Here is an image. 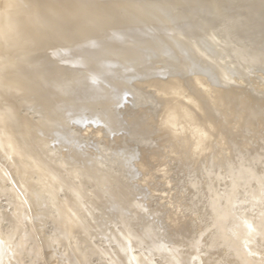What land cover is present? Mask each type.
<instances>
[{"label":"bare ground","instance_id":"obj_1","mask_svg":"<svg viewBox=\"0 0 264 264\" xmlns=\"http://www.w3.org/2000/svg\"><path fill=\"white\" fill-rule=\"evenodd\" d=\"M190 1L188 9L184 4L186 0H121L123 13H120L107 0H0V194L5 192L14 208L10 212L0 204V264H20L19 254L23 248L19 245L13 250L10 246L16 241L19 228L26 223L31 229L29 233L23 227L26 235L38 236L50 246L72 241V258L67 256L64 264H71L70 259L75 264L84 263L85 256L75 242L77 233L84 226L101 228L104 221L100 213L120 217L126 212V207L117 208L113 201L110 209H106L97 201L87 200L81 211L87 212L88 221L83 222L80 213H74L76 193L86 191L88 185L95 182H98V191L104 192V182L113 173L110 166L104 165L109 151L120 149L111 158L117 161L122 157V168L129 170V176L130 167L145 165L146 175L138 179V183L129 179L123 188L126 191L130 185L137 188L151 182L152 169L159 167L152 157L157 153L160 156L170 153L162 148L161 142L185 138L197 147L202 145L203 130H211L212 139L218 143V150L212 149V157L204 160L194 156L195 164L205 167L212 164V186L203 183L205 203L201 213L208 214L211 207L220 216V221L214 223L219 238L213 246L218 251L217 258L206 255L199 246H194L191 252L177 251L186 247L183 240L189 229L187 214L190 212L177 197L173 198L175 214L170 225L160 227L156 223L161 213H147L140 220L129 216L118 244L122 255L107 251L103 257L110 264H150L143 254L134 255L133 249L153 254L155 245L172 233L168 249L171 253L161 254L168 264L170 260L173 264H222L228 257H232V264H264V199L260 196L262 192L259 193L261 188L251 190L255 184L250 190L245 188L248 178L254 176V179L258 172L244 166L242 159L249 158L242 154L245 149L240 151V130L249 127L250 117H253L249 110L240 111L251 103L244 97L248 95L244 85L249 82L246 80L248 83L244 84L242 80L249 73L244 72L248 64L240 62L250 57L246 53L238 55L243 49L238 48V53V44L235 47L237 42L232 37V43L231 40L224 43V37V40L216 39L213 30L219 27L215 23L217 16L211 15L214 20L209 19L206 27L203 25L200 18L206 10L213 9L209 4L215 0L211 3L205 0L209 3L206 10L207 7H201L203 4L200 6L201 0ZM233 9L228 11L234 14ZM209 13L207 16L211 17ZM196 17H200L199 23ZM224 21H220L223 26L228 25ZM245 31L248 33V28ZM226 35L229 39V34ZM263 47L258 48L262 53ZM231 52L240 59L245 76L239 73V64L236 70L234 62L228 60V54L233 55ZM259 53L251 58H260ZM261 58L264 59V55ZM262 101L258 100L261 105ZM125 110L131 111L129 119ZM258 114H255L257 118ZM176 120L181 125L169 137L167 133L176 126ZM125 124L130 127L128 130L140 127L147 131L136 143L142 150L118 141L121 136L115 128ZM106 130L112 133L109 135L112 141L103 147L108 153L102 157L100 154L93 161L92 156L100 151L94 142L100 138L97 132ZM147 145L152 148L143 151ZM181 146L173 147L177 155L183 154ZM258 147H253V151L259 152ZM263 150L259 153L264 155ZM257 152L253 156L258 167L263 155ZM256 180L259 179L256 177ZM220 182L222 187L218 192ZM137 195L134 191L133 196ZM5 218L16 227H7L6 223L4 229ZM45 220L55 225L53 237H44L41 222ZM137 223L146 233L157 232L152 246L145 244L143 236H134L132 228ZM259 246L263 250H259L262 249ZM50 252L48 260L55 263L59 256L56 251Z\"/></svg>","mask_w":264,"mask_h":264},{"label":"rangeland","instance_id":"obj_2","mask_svg":"<svg viewBox=\"0 0 264 264\" xmlns=\"http://www.w3.org/2000/svg\"><path fill=\"white\" fill-rule=\"evenodd\" d=\"M186 1L188 2V5H187V2H184V4H185L186 8H188L189 3L191 4L192 1H190V0L189 1L186 0ZM210 1L211 0H208V2H210ZM233 1H235V2H233ZM241 1H242V3H241ZM255 1H259V3L255 2ZM107 2L110 3L111 5L115 6L116 8H118L120 13H123L121 11V9L123 8L121 6V0H107ZM201 2L199 3L200 6L202 4L204 5L205 0H203V1L201 0ZM208 2L205 3L206 6L202 5L201 7H207V8H204L205 10L209 9L208 8L209 7ZM211 2L213 3L214 1H211ZM232 2H233V6H231ZM236 2H238L236 4V5L239 4L238 6H236V5L234 6V4ZM212 3L209 5H211L210 7L213 9H211L209 11L210 12L213 11L215 14L213 12H211L212 14L209 13L208 10H206V11L210 14L209 16L215 15L218 17L219 21L216 20L217 19V17H216L215 23H216V26L217 27L219 26V27L218 28L216 27L217 29L214 28V30H213L214 33H216L215 34L216 39L217 38L220 39V37H222L220 40H224L223 39V37H224L225 38L224 43L227 42L226 40H228V42H229V40H231V43H232L234 41V40L232 41V39H235V42H237V43L234 42L235 47L237 46L236 44H238V46L236 47V50L238 51V53L240 52L239 49L240 50L243 49L242 54L239 53L238 55L243 56V54L246 53V55H248L250 57L248 59L247 58L242 59L244 61H246V59L248 60L246 62L243 61L245 64L242 62V60L240 63H241V65H247L248 64L246 67V70H244V69L243 70H244V72H249V73H247L248 75L246 77H244V79H242V78L241 79L244 80V82H243L244 84H247L249 82L248 87H247L248 84L247 85L243 84L244 87H246V90H247L246 92L248 93V95L245 94L246 96H244V97L246 99L248 98V101L251 102L250 105L252 107L250 105L249 106L245 105L240 109V111L249 110L250 115L253 114V117L255 114H258L257 112H260V114H258L260 116H259V118H257L258 117L257 115H255V118H253L251 116L250 122H249V127L248 126L245 127V130L243 128H241L242 131L240 130L239 136L240 137L242 136L241 141H240V143H241L240 146L242 149L240 148V151L242 152V150L245 149L246 151L244 150L242 152V154H244L246 156L248 155L249 157L247 156V158H249L250 160L255 159V161L253 160L254 162L249 161V159L247 160L248 162L245 161L244 159H242V162L245 163V165L243 163L242 164L246 167L250 166L251 170H252L251 167H253V169L255 168L254 170L257 169L256 171H254V170H252V171L255 173L258 172L256 175L259 176V177L255 176L254 179L252 178L254 176H251L252 180L249 177L248 178V179H250L249 181L250 182L252 181L253 183L251 182V185H250L249 181H247L248 183L246 182L244 184L245 188L248 187L247 189L250 190L251 189L250 187L254 186L252 184H255V186L252 187L251 190H254L253 188H255L256 190L258 189V191H259L261 188L259 193L262 192L264 194V190H263L264 189V180H263L264 179V177H263L264 176V164H263L264 163V155L262 154L263 152L261 151L264 149V140H263L264 139V116H263L264 104L261 105V102H258V100H260V98H261V101L262 100L264 101V97H263L264 96V79H263L264 78V76H263L264 75V71H263L264 70V64L262 61L264 59L261 58L264 55V53L261 52V49L258 50V48H262L264 46V0H251L250 2H249V0H240V1H238V0H215L214 3H216V4H214V3L213 4L216 5L217 7H215V8H217L220 11L219 12L216 9L218 13H216V10L213 7L214 5ZM245 3L247 4V6H245ZM241 5H243V6H241ZM239 6H241V7H239ZM256 6H257V9L255 10ZM237 7L239 9L240 8L241 9L239 10ZM232 8H234L233 9L234 14H233V12L231 14L230 11H228V9L231 10ZM246 8H247V10H245ZM188 9H190V8H188ZM191 10L193 11L194 9L191 8ZM195 10H196V8H195ZM257 10L260 13H258ZM247 11H248V13H250L251 16L247 13ZM202 12H204V10ZM205 12H204L205 15L204 14H202V15H203V18L207 17L206 19L196 17L195 21L200 22V19H201V21L203 20V25L207 26L208 23H210L209 19L212 22V20H214L215 17H212V16L208 17L207 12L206 13ZM227 12L229 15L227 14ZM241 12H242V15L240 14ZM204 16H206V17H204ZM227 16H230V18ZM245 17L248 18V20L251 18L249 20L250 22L247 19L245 20ZM222 19L227 21L226 23L229 25L230 28H228V27H227L228 29L225 28L228 25L223 26L224 23L220 22ZM204 20H206V21H204ZM242 20L244 23L242 22ZM235 21H237V22L235 23ZM239 21H241L242 23ZM247 21H248V23H247ZM205 22H207V24ZM218 22L221 23V25L217 24ZM238 22H239V24H237ZM235 24H237V25H235ZM249 24H250V26H249ZM256 24H257V26H256ZM233 25H235L237 27H235ZM239 25H241V26H239ZM244 25H247V26L244 27ZM222 26L225 30H228V31L226 32L222 28ZM219 28H222L223 31H222V29H221V31H218V30H220ZM246 28H248V33H247V31H245ZM240 29H242V30H240ZM224 31H225V33H224ZM217 32H219V33H217ZM230 32L232 35L230 34ZM211 33H212V31H211ZM255 33H257V34H255ZM226 34H229V39H227L228 35H226ZM239 34H241V35H239ZM221 35H223V36H221ZM217 36H219V37H217ZM226 36H227V38H226ZM231 37H232V39H231ZM244 38H247V39L245 40ZM255 39H257V40L254 41ZM239 40H240V42H239ZM241 40H243L242 43L245 46L249 45L248 48L242 45ZM254 43H255V45H254ZM242 47H245V48H242ZM246 48H247V51H245ZM262 50L264 52V47ZM257 51L261 52L262 55H261V53H259ZM257 53H259L258 56H261L260 58L258 57L259 60L261 59V61H259L257 57L251 58V56H254V57L257 56V55H255ZM231 54H233V55L230 56L228 54V60H230L231 62L232 61L234 62L236 70L237 69L239 70L238 67L240 66V70H239L240 72L239 71L238 72L240 74L243 73L245 76V73L243 72V70L241 71L242 68H241V65L239 63L240 59H237L236 54H234L232 52H231ZM251 59H254L253 62ZM255 60L257 62H255ZM253 63H256V64L254 65ZM258 63H260V64H258ZM236 64H237V66H236ZM238 64H239V66H238ZM250 66H252V68ZM247 68H249V69H247ZM253 70H255V71H253ZM262 72H263V74H262ZM251 73H253V74H251ZM254 73H256V74H254ZM250 74L253 75L252 76L253 79H252ZM240 77H239V79H240ZM254 77L255 78L257 77V78L255 79ZM258 77L260 80H257ZM248 78H249V80H248ZM257 81L259 83H257ZM259 84H261V85H259ZM261 86H263V87H261ZM248 88H250L251 90L249 91ZM253 89H255L254 92L252 91ZM144 95H146V94H144ZM144 95L142 94V96H144ZM259 96H260V98H259ZM251 99H253L254 101ZM263 101H262V103H264ZM254 103L256 104V106ZM114 111L112 110L111 112L114 113ZM126 111H128V110H125V113L127 114L126 116L129 119L131 116V111L129 113H127ZM176 121H175L176 126L174 128H171L169 130V132L167 133L169 137L173 136L177 127L181 125L179 120H176ZM256 122H257V124H256ZM254 124H256L255 125L256 127L254 126ZM225 125H228V124L225 123ZM74 128H76V127H74ZM129 128L130 127L127 124L122 125L121 128H115L118 130V136H121V137H119L118 141L122 145H127L128 147L134 146L138 150L141 149L140 147H138V145H136V143H137V141H139L140 138H143L145 136V132H147V131H144L143 130L144 128L142 129L140 127L133 128L132 130H128ZM110 131H111V129H110ZM201 133L204 134V136H202V139H201L202 145L197 146V147L194 143L190 142L189 139H185V138H181L180 140H176V141L166 139L165 141L161 142V143H163L162 148H164V150H169L170 153H166V155H163V156H160V154L157 153V154H154V156L152 157L154 159V161H156V162L158 161V163H159L158 164L159 167L157 169H152V171H151V173H152L151 182L152 183L151 182L147 183V184L142 183L137 188H134L132 185H130V186H128L127 190L124 191L123 188L126 187L127 181L129 179H133L132 181L133 182L135 181L134 183H138V179L143 178L146 175L145 165L144 166L139 165V166L130 167L129 169L131 170V176H129V170L128 169L124 170V168H122L123 167V164L121 162L122 157H118L117 161H116V159L111 158L115 153L119 152L120 149L116 148L114 151H112V153H110V151L108 153V151H106V149L103 148V147H105L107 142L112 141V136L109 137V135H111L112 133L108 132V130L97 132V135H99L100 138L96 139L94 142L97 145L98 150H100V151L98 154H95L92 156L93 161H95V159L98 158V156H100V154L102 157L103 155L104 156L106 155L105 153H108V155H106V157H105L104 165L110 166L113 169V173L104 182V185L106 186V188L104 189L105 193L98 191V189H100V188L96 187L98 182H95L93 185H88L86 191H83L81 193H76V197H75L76 199L74 201L76 211L74 213L75 214L80 213L81 219L83 220V222H85V221L87 222L88 221L87 212L83 213L81 211V209L83 207L84 208L86 207V205H87L86 201L87 200H92L93 202L97 201L101 205L103 204L104 207L106 206V209H110L111 206L109 207V204H111V201H113L114 204L117 205L116 206L117 208L121 209L123 207H126V212H124V215H122L120 217H113V216H109L108 214L106 215V214L100 213L99 214L100 219L104 221V222H102L101 228L100 227L99 228L98 227L89 228L88 226L87 227L84 226L77 233V237L75 238L76 239L75 242L78 245L77 246L78 249H80L79 252L81 253L82 256L84 255L85 259H86L85 262L82 264H110L109 261L103 257V253H106L107 251L109 253L112 252L114 255H120V256L122 255V253H119L118 244L120 242L121 235L127 226V223H128L127 219L129 216H132L135 219L140 220L147 213H151V214L154 213V214H158V215L161 213L162 215H161V217L157 218L156 223H158L160 225V227L166 226L169 223L171 224V222H173V219L171 217H172V215L175 214L173 198H176V197L182 201L183 205L188 206L189 211H190L189 214H187V223L189 224V229L187 231L185 240H183V244L186 245V247H182L181 249H178L177 251L180 253L182 252V250H185L187 252H191L194 246H199L200 248L203 247L204 251L206 252V253L205 252L204 253L206 255L207 254L210 255L211 258H214L215 255L218 256V253H216L218 251L213 247L219 241L218 235L216 234V230H217L216 225H214V223L217 221H220L219 220L220 216H218L217 213L214 212L211 207H210L208 214L204 215L201 213L202 207L205 203V194H204L205 186L203 185V183H205L208 186H212V172H213L212 164L207 165L205 167L204 165L195 164V162H194V156L199 157V158H203L204 160L208 159L209 157H212V149H214V151L216 152L218 150V147H217L218 143L214 139H212V131L211 130H203ZM101 136H105V137L102 138ZM85 137L86 136L84 135L83 139H86ZM262 137H263V139H262ZM259 138H260V140L258 141ZM156 139H158V136H156ZM243 140H244L245 144L243 143ZM151 145H147L145 147L146 149L143 151L151 149L152 148ZM247 145H249V146H247ZM258 145L260 147H258ZM176 146H178V148L180 146L183 148L182 149L183 154L177 155V151L173 149V147H176ZM253 147L254 148L258 147L259 148L258 151L260 150L259 152H262V153H259L256 151L257 149H255V151L257 153L263 155L262 156L263 159L262 158H261L262 160L260 159V161H263V162L259 161V163H258L261 168L259 166L258 167L256 166L257 165L256 163L258 161H256L257 160L256 156H253L254 153H256L253 151L254 150ZM247 148H249V149L251 148V150L248 149V151H247ZM139 153H141V151ZM251 156H253L254 158L252 157V159H251L250 158ZM250 163H252L253 166ZM254 164L256 167L254 166ZM256 177L259 180H256ZM187 184L192 185V186L194 185V187L190 189L189 185H187ZM246 184H249L250 186L246 185ZM218 185H219V187L217 188V190H218V192H220L219 190H221L220 187H222V183L220 182V184H218ZM244 185L242 188H244ZM134 191L138 192V195L136 197L133 196ZM262 193L260 194V196H261V199H264V197H263L264 195ZM12 202L13 201L11 199H9V197H7L5 192H2L0 194V204L5 209H9L8 211H10V212H13V210H14ZM10 209H13V210H10ZM96 214H97V212H95V215ZM5 219L6 220H3L5 222H2L4 225L7 223V224H9V225L6 224L7 227H9V226H10V228L16 227V225L12 221L10 222V220H8V218H5ZM6 225H5V227H3V226L2 227L4 229H6L7 228ZM28 226L29 225L26 223V224H24L23 227H26L29 230V233H31L30 232L31 229H30V227L28 228ZM41 226L43 228L44 237L49 238V237H53L56 234L55 225L52 224L50 221L47 222L45 220V221L41 222ZM23 227L19 228V230H18L19 232L17 231V233L19 235L16 238V241L14 242V244H12L10 246V247H12L13 250L17 249L20 246L23 248V252H21L19 254L20 264H64V261L67 258V256L71 257V253L74 252L71 248V245H72L71 242L72 241H70V240L68 242H64V243H55V244H52L50 246L48 243H46V242L44 243L43 240L42 241L39 240L38 236L36 237L33 234L30 236L26 235L24 233ZM20 230H21V232H20ZM132 231L134 233V236H136V237H142L143 236L144 240L146 241L145 244L148 246L149 245L152 246V244H153L152 241L155 238H157L156 237L157 232L146 233L139 228L138 223H137V225H135V227L132 228ZM160 232L162 234L164 233L163 231H160ZM20 233H22V234H20ZM16 236L17 235H15V237ZM172 236H173V234L170 233L169 236L166 237V239L161 240V242L156 244L155 245L156 246V252L153 254L146 253L145 250H144V252H143V250L140 251L139 248L133 249V254L134 255L143 254L147 258V260L150 264H168L167 261L164 259V257L161 256V254L169 255L170 251L168 249L170 248V246L172 244ZM15 237H13V238H15ZM23 238H25V239H23ZM41 242H42V244H41ZM57 244H59V246H57ZM55 246H57L56 248L59 251L55 248ZM190 246H192V248ZM262 246H264V245H262ZM262 246H259V248H262ZM24 248H26V249H24ZM263 248L259 249V250H263ZM6 249L9 250L8 247ZM10 250H11V248H10ZM50 251H56L57 255L59 256V258L57 257L58 260H56L55 263H53V262L50 263L48 260L49 257H51ZM8 253L10 254V251H8ZM11 256H12V254L9 255L10 259H12ZM216 256H215V258H217ZM230 258L232 259V257H228L226 259L227 261L225 260V263L232 264L233 259L231 260ZM70 260L73 264H75L72 259H70ZM172 261L170 260L169 262L171 264H173L174 261L173 262ZM225 263L222 261V264H225ZM219 264H221V262Z\"/></svg>","mask_w":264,"mask_h":264}]
</instances>
